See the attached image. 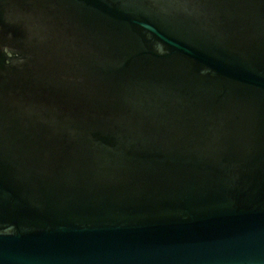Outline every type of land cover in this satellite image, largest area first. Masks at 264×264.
Returning a JSON list of instances; mask_svg holds the SVG:
<instances>
[{"label":"water","instance_id":"95a60500","mask_svg":"<svg viewBox=\"0 0 264 264\" xmlns=\"http://www.w3.org/2000/svg\"><path fill=\"white\" fill-rule=\"evenodd\" d=\"M0 264H264V0H0Z\"/></svg>","mask_w":264,"mask_h":264}]
</instances>
